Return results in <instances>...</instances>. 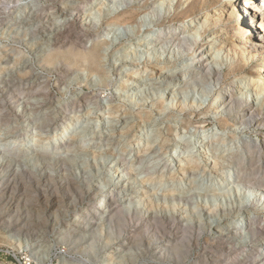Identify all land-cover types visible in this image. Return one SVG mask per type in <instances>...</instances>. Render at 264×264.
Here are the masks:
<instances>
[{
	"label": "bare ground",
	"instance_id": "1",
	"mask_svg": "<svg viewBox=\"0 0 264 264\" xmlns=\"http://www.w3.org/2000/svg\"><path fill=\"white\" fill-rule=\"evenodd\" d=\"M22 1L23 0H21V2ZM46 1L48 2L50 0ZM73 1L76 0H69L68 2H70V4H67V7L62 8L63 6H61L62 9L59 10L58 15L59 20L53 23L51 22L53 25L46 26V29L42 32V36L49 37L51 40V42H49L54 47L55 51L44 55L42 62L40 63H44L46 65L45 69L48 72L55 71L57 74H61L62 76H66L70 72L74 73L77 71L86 72L87 75L98 76L100 78L98 82L84 79L81 75H71L72 78L69 81L64 82V85L66 83L65 94L70 87H79L81 89L85 88L88 91L86 94L83 93L85 96H76L74 98V102L80 103L81 105L83 104V108L89 109L87 104L88 99H94L95 93L98 92V90L105 87L107 88L110 84V79H108L107 75L104 73V68L108 65L104 64V54H102L103 52H100L102 48L108 44L103 41H96L95 39L92 43H90L91 46L89 48H84L83 44L76 45L70 42L65 44V41L68 39V29L74 28L79 35L87 37L88 34H91V26L95 22L93 19L92 21L89 20V22L82 21L80 18V13L82 11H80L77 7H74V3H72ZM84 1H96L93 5L95 9L98 6H101L102 3L104 4V0ZM160 1L162 0H112V2L110 1L111 3L108 8L106 10L105 8L103 9L104 24H119L121 27L128 26L125 27L127 32L124 39L113 48V51L120 53L126 45L132 46L133 48H131L129 53L116 59L119 63L130 64L137 68L140 64L138 61L141 56L139 52L142 51L141 54L146 56L145 58L148 63L152 60L154 61L155 59V62L152 65L163 66V69H159L157 72L159 75L157 82L147 84L150 87L151 85L157 86L156 88H153L155 96L162 97L167 89L171 88L168 90V94L171 91L174 93L181 90V93L179 92V94L182 99H185L187 89L191 84L211 80L212 76L216 78H214L215 81L222 82L224 84L229 75L242 71L246 67L248 62V60H245L246 55H249V60L253 61L257 56H259V54L264 55V22L258 18V23L254 26V20H256V18L251 17L253 14L257 13L259 9L264 11V0L259 2L257 7L258 10L254 9V7L246 5V3L243 2L244 0H232L231 5L230 3L226 4V6L230 5V7L228 8V15L224 16L222 15L225 13H223V0H177L175 6L173 7L174 10H172V12H169L171 10H167L168 12L166 13L168 14H166L164 18H161L162 13L159 8ZM2 2L3 1L0 3ZM236 2L238 3L235 5ZM181 3L182 7L179 8ZM88 9H91V7H88ZM99 11L101 12V10ZM212 13H214V15L221 13V15L211 21L205 19L207 23L208 21L211 23L209 28L211 26H219L218 29L224 33H218L219 35L213 37L212 40L206 41L205 44H207V46L204 49L196 50L199 44H202V37L206 34V29L208 27L201 28L200 31H195V27L189 22L192 21L195 16L203 14L207 18L210 17ZM100 14L102 15V13ZM235 19H238L239 22L234 27V25H232V21ZM166 23H169V25L172 26L176 25L173 30L167 32L168 34L166 33ZM242 23H244L245 26H242ZM143 26L144 28L148 26L146 28V33H148V35L145 41L132 40V37H134L135 34L140 33L139 29ZM192 31L195 33L191 35ZM221 36H224L225 38L222 42H220V40L215 46L218 47L220 45V48L216 50L217 52H214L221 53L225 50L224 54H231V56L233 55V58L235 59V61H233L230 65L229 72L222 75L213 69L214 67L212 68V66L208 64V62L213 59V53L208 56L207 53L202 54L204 51L212 50L210 43H212L216 37ZM163 55H165V59L161 60V56ZM143 56L142 59H145ZM177 64H181L178 71H172L169 72V74H166L171 66L173 67ZM117 68H115V70ZM258 72L260 74L254 75L253 73H250L251 77L256 76L255 82L251 85L254 87L257 83H261L260 87L262 88V92H258L256 96H261L260 94L262 93V99H264V71L259 69ZM29 77L32 78V75ZM57 77L59 76L57 75ZM180 77L183 81L176 85L175 82ZM38 79H42V77L40 76ZM141 83L145 82H140L139 85ZM32 85H34L33 82ZM137 85V81L135 86L132 87L130 85L126 86L123 84L120 91L126 93L131 91L132 94H135ZM162 85L166 86L164 90L160 89V86ZM249 86L250 85H247V87ZM146 87L147 86H145V88ZM255 87L258 88L257 86ZM174 88L176 89L174 90ZM176 95H174V97H176ZM226 95L227 96L225 98L222 97L219 101V105L222 106L223 109H227L225 114L226 116H229V114L234 111V104H237V108H235L237 113L236 115H232L230 120L237 122L236 125H238V129L241 130V133L239 132L240 135H248L251 131H253V134H251L249 138L255 137L256 139H259L260 136L264 135L262 129V126H264V105L255 106L253 105V101H249L247 97L244 100H241L238 98V95L230 93V91H228ZM35 96L33 95V97ZM121 97L122 95L117 96L111 94V97L108 98L107 104L111 105L114 102H118V100L121 101ZM133 100L128 99L127 102L132 103L134 102ZM173 100H175V98ZM35 101V103H29L25 100V102H21L17 105V101L15 102L13 98H6L0 104V115L4 112V110H6V113L14 115L18 120L19 127L26 125L28 120L40 119L41 116L43 119L41 118L42 121L38 123L40 128L43 126H46L45 128L56 126L57 122L55 121V117L51 118V116L47 115L46 112L45 115H42L43 111H45V106L42 105L39 98L35 97ZM120 103L121 102H119V104ZM151 103H149V105ZM91 105L93 106L91 110L102 108L99 106V100L90 102V106ZM158 105L160 104H152V106ZM28 111L33 112V114H31L34 115L33 118H31L30 115V118L28 119L27 116L26 119L25 117L19 118L20 116L25 115ZM52 111H54L53 114L56 113V110L52 107L47 110L49 113ZM115 113H118V110H116ZM90 114L91 112L88 113V116ZM225 114H221V117L218 119V124L223 127L232 124L229 119L227 120L223 117ZM217 115L220 114L217 113ZM8 119H6L4 123L0 122L3 123L0 130L3 129L2 131H6V128L9 125ZM97 123V121H94L92 124L95 125ZM88 124L81 129L80 134H76V126L73 130H70V125L64 124L63 128L61 127L56 135V141H59V145L56 144L54 146L55 149H48L46 147L39 148V145L37 144L39 140H36L33 147L31 145V147H26L25 149H19L18 147L15 148L17 141L20 140L19 138L27 134V128L22 130L20 129L18 132H15L17 130L15 129V133H10L11 135L6 136L5 138L0 137V226L2 227L0 232L3 239H7L9 237L16 239V237H19L21 235V229L19 230L18 227L25 220L20 218L21 215L17 201L19 198L18 196L16 197L18 194L13 197L11 196L12 198H10V200L7 199L4 204L2 203V200L5 197L4 192L6 190V186L10 181L16 183L17 180H21L23 176H27L28 173H31L32 176H44L45 181L48 183L47 192L42 193L40 201L36 206L38 217L48 224V221H50L51 218L56 220L58 217L63 216L68 219L70 215H75L74 220L69 225L64 224V222L63 224H58L57 222L59 221H55L54 225L52 224V228L56 232L55 235L58 237L59 241H70V244L75 246L74 249L76 250L72 251V254L86 255L92 261H95V259L101 255L98 264H124L121 262V259L134 258L137 255L138 264L139 260L146 258L147 255L152 258L153 262H157L158 264H185L186 261L191 258V248H196L198 243L199 235H197V237L195 235L196 238L193 239L191 232L195 228L198 232L201 230L211 231L216 229L212 238L213 243L216 244V248H203L202 254L199 256L196 255L197 261L194 262V264H227L230 261L238 262V264H264V221L259 218L260 216L262 218L264 217V188H258L259 191L257 189V192L252 196H248L251 195V193L248 194L247 191V198L243 197L242 200H237L236 198L235 200L237 201V205L233 207L230 205L232 202L229 201V198L235 193L239 195V191L243 189L240 188L239 185L249 186L250 184L244 180L245 177L243 178L242 173L237 171V169L230 170V168H222V173H219L217 176L215 175L217 180L209 186L204 182L205 180L203 181L199 178L195 179L194 177L191 179L190 184L186 183V181H180L188 180L190 177L189 175H186V173H188L187 170L181 169L182 171H185V173L179 174L176 172L175 174H171V179L174 180V178L177 177V180L179 179V183L171 184V186H174V189L168 190V188L171 187L166 185V181H168L166 178L170 176V171L174 168V165L171 162L173 157L169 155L173 150H175V159H178L179 156H182V154L185 153L192 157L194 153L197 152L193 151V149L191 150L190 148L197 145L195 140H193L192 143L190 141L188 144L177 145V147L170 150L168 156L165 155L164 157L158 156L156 151L154 152L153 148L149 154L137 157L138 165L137 168L135 167V171H137V173H134L133 176H135H132V178H126L130 176V174L123 172V170H121L122 168H118L120 163L126 161V159H122L126 150L121 151V153L117 155L109 153L108 149L110 145L108 142H111L112 139L103 134L99 136V142H93L91 145L87 143L86 147L85 136H81V134L88 131ZM123 125H126V123ZM106 126H108L107 128L109 129V127H115L116 124L113 123L108 125V122H104L102 126L100 125V127H102L101 132L103 128H106ZM117 127H119L120 130L121 125ZM35 128H38V125H36ZM69 131H71V135L74 136L73 139L68 142L67 148L63 149L62 144H64V140L68 137L69 134L67 133H69ZM18 133H20L19 137L16 136ZM4 135H6V133ZM106 138H108L106 143H101ZM151 139V136L146 137V139L141 141V143L145 144V146L150 149L153 146V140L149 142ZM256 142V140L252 141L251 147L248 148L247 151L251 150L253 147H260V151L263 150L264 141H260L258 144ZM178 146L181 148L179 149ZM89 157L95 162V167L99 169L95 175V177H97L95 180L92 178V174L90 176L89 171L86 168H83V165L87 163L85 158ZM95 164L93 163V166L91 165V167H94ZM13 165H15L14 167H16V169L12 167ZM214 166V169H217L216 165ZM162 168L164 169L163 171H165V169L166 171L161 173ZM195 168L200 167L196 166ZM101 170H104V172L100 173ZM129 170L132 171L133 168L130 167ZM56 171H59L58 174L61 173L58 178H61L63 181L71 178L75 184V187L73 186L74 189L80 192L78 201L76 200L78 199V196L76 198H74V196L72 197L75 201L70 203L69 210L71 209V212L68 209L66 212L63 210L64 213L61 212V198L56 195L54 191H51L52 188L49 189V183L52 181L50 180V177H53V174ZM158 177L162 178L161 181L165 182V184L156 186V183H153V181L154 178L156 179ZM104 178L105 180L103 181ZM29 179L30 177L28 180ZM99 181L104 182L102 187H98ZM95 182L97 183L93 186L92 184ZM51 185H53L52 182ZM191 185L199 191L198 194L190 193L189 187ZM196 186L198 187L196 188ZM64 187L66 191V186ZM26 190L27 189L25 188L22 194L25 193L27 195ZM237 195L235 194L234 197ZM100 196L106 199L105 203L99 201ZM219 200H228L230 203L226 201L225 203L227 204L224 205L226 207H218L219 209L216 210V212V203ZM84 201H86L87 208L84 212L82 211L76 215L75 211L78 207L77 204L83 203ZM233 203L236 204L235 202ZM257 206H259V210L256 209ZM248 207L255 208L256 210H252L251 216L248 215L247 220L237 216L242 209L248 211ZM196 208H198L199 212L195 210ZM233 208L237 210V215L233 212ZM131 219L138 222V226L135 224L134 229L130 228L132 230L127 229L128 222ZM97 222L98 224H106L107 232L104 236L102 235V232L99 233L96 230L90 232V229H92L91 227ZM39 223L42 225L41 222ZM80 232L86 233V236L84 234H79ZM45 236V232L41 233L35 242H41V239L45 238ZM12 238L11 240H13ZM103 238L104 240H102ZM89 241L91 243H89ZM87 243L88 246L83 248L82 246ZM128 245L130 247H127ZM48 251L49 250L46 249L47 253ZM225 252L226 255L222 254ZM229 253H233V255L230 256ZM44 259H47V256H45Z\"/></svg>",
	"mask_w": 264,
	"mask_h": 264
},
{
	"label": "rangeland",
	"instance_id": "2",
	"mask_svg": "<svg viewBox=\"0 0 264 264\" xmlns=\"http://www.w3.org/2000/svg\"><path fill=\"white\" fill-rule=\"evenodd\" d=\"M1 1H3L2 2L3 4L0 3L1 6L0 7V104L6 98H13L15 102L17 101L16 102L17 105H19L21 102L22 103L25 102V100L26 102L29 103L30 102L35 103L36 102L35 97H36L39 98L40 102H42V105L45 106L44 109L45 111H43L42 115H45L46 112L47 115L51 116V118L55 117V121L57 122L56 126L53 127L51 126L47 128H45L46 126H43L42 128H40L38 123H40L43 119V117L41 116L40 119L28 120L27 121L28 123L26 125L19 127L18 120L16 119V117L14 115H10L6 113L5 112L6 110H4V112H2L0 115V122L4 123L5 120L9 118L8 119L9 125L6 128V131H2L3 129L0 130L1 138H5L6 136L13 134L15 129H17L15 132H18L20 131V129L22 130L24 128H27L28 130L26 135L19 138L20 140L17 141L18 146L16 145L15 148L18 147L19 149H25L26 147L27 148L31 147V145L33 147L36 143V140H39L37 142L39 148L46 147L48 149L49 148L55 149L54 146L56 144L59 145V141L58 142L56 141L57 140L56 135L58 134L61 127L63 128L64 124L70 125L69 127L70 130H73V128L76 126L77 128L76 134H80L81 129L90 122L87 126V128H89L88 131L81 134V136H85V141H86L85 146L87 147V143L91 145V143L93 144V142L94 143L99 142L98 140L99 136L102 134L111 138L112 139L111 142H108V144L110 145L108 149L109 153L112 154L114 153V155L115 154L117 155L120 154L121 151L126 150V153L123 154V158H122V159H126V161L118 165V168H122L121 170H123V172L130 174V176L126 178H132L133 174L137 173V171H135L138 165L137 157L149 154V152H151L153 148H154V152L156 151L158 156L164 157L165 155L168 156L170 150L173 149L174 147H177V145L188 144L190 143V141L192 143V141L195 140L197 145L192 146L190 148L191 150L193 149V151H197V152L194 153L192 157L187 153H185L182 154V156H179L178 159H175L176 156L175 150H173L169 155L173 157V160H171V162L174 165V168L173 170L170 171V176L166 178V180H168L166 181V185L171 187L168 188V190L174 189V186H171V184L179 183V179L177 180V177H175L174 180L171 179L172 177L171 174L172 173L175 174L176 172L179 174L185 173V171H182L181 169L187 170L188 173H186V175H189L190 177L188 180H180V181H186V183L190 184L191 179L194 177L195 179L199 178L200 180L203 181L205 180L204 182L209 186L213 184L214 181L217 180V177H215V175L217 176L219 175V173H222L223 171L222 168H230V170L237 169V171L242 173L243 178L245 177L244 180L250 184L249 186L239 185L240 188H243L241 189L242 192L239 191L238 193L239 195L235 193L237 195L236 197H234L235 196L234 194L232 195V197L229 198V201L232 203L226 200L233 207L237 205V201L235 200L236 198L237 200L238 199L242 200L243 197L245 198L246 195L250 193L251 195L248 196L254 195L257 192L258 188L259 189L264 188V147L263 150L261 151H260V147L259 148L253 147L251 148V150L247 151V149L251 147L252 141L256 140L257 144L260 143V141H264V135L260 136L259 139L258 138L256 139L255 137L249 138V136L253 134V131H251L250 134L248 135H240L241 130L238 129L239 126L236 125L237 122H233L232 120H230L232 118V115H236L237 113V110L235 109L237 108V104L236 103L234 104L233 107L234 111H232L231 114H229V116L228 115L226 116L225 114L227 109H223V107L219 105L220 104L219 101L222 99V97L225 98L227 96L226 94L228 91H230V93L238 95V98L241 100H244L247 97L249 101H253V105L255 106L264 105V99H262L263 94L261 93L260 94L261 96L258 95L256 96L258 92H262L261 91L262 88L260 87L261 83H257V85H255L258 88H256L255 86L252 87L251 84L255 82L256 76L255 77L250 76V73H253L254 75L260 74L258 72L259 69L264 71V55L259 54V56H257L254 59V61L249 60V55H246L248 57L247 58L245 56V60H248L246 67L242 71L235 72L229 75L228 79L224 84L222 82L215 81L216 78L213 76L211 77V80H206L205 82H198L195 84H191L187 89L185 99H182L181 95L179 94V92L181 93V90H178L174 93H172L171 91L168 94L169 92L168 90H170L171 88L167 89L164 96L162 97L155 96L153 93L154 90L153 88H156L157 86L151 85L150 87L147 84H153L157 82V78L159 77L157 72L159 71V69H163V66L152 65L155 62V59L154 61L151 59L152 60L150 61L151 63L150 62L148 63L147 59L145 58L146 56H143V54H141L142 51L139 52L141 56L138 60L140 64L137 66V68L130 64H126V63L121 64L119 63V61L116 60L118 57L129 53L131 48L133 47L126 45V47H124V49H122L120 53L113 51V48L121 40L124 39V36L127 32L125 27L128 26L121 27L119 24L103 23V18H104L103 9L105 8L106 10L110 5V3L112 2V0H104V4L102 3V5L98 6L96 9L93 6L96 3V1L87 2L84 0H76L73 1L72 3H74V7H77L80 11H82L80 13V18L82 19V21L89 22V20L92 21L93 19L95 21L94 22L95 24L92 22L93 24L91 26V34H88L87 37H84L83 35H79L74 28L68 29V39L65 41V44L68 42L76 45L83 44L84 48H89L91 46L90 43H92L94 39L96 41H100V42L103 41L108 44L107 46L103 47L100 52L101 53L103 52L102 54H104L103 55L104 64L108 65L105 66L104 73L105 75H107L108 79H110L109 80L110 84L108 85L107 88L105 87L103 89L98 90V92L95 93L94 99L92 98L88 99L87 104L89 109H86L83 108V104L81 105L80 103L74 102V98L76 96H85V94L88 91L85 88L81 89L79 87H74V88L70 87L68 88L67 93L65 94L64 92L66 91L65 89L66 83L64 85V82L69 81L72 78V76H80V75L81 77L89 81L98 82L100 78L96 75H87L86 72H82V71L74 72L75 74L70 72L68 75L62 76L61 74H57L55 71L48 72L45 69L46 65L44 63L43 64L40 63L42 62V58L44 55H46L49 52L55 51L54 47L50 43L51 40L49 39V37L42 36V32L46 29V26L53 25L52 24L53 22L59 20L58 19L59 10L64 7H67V4H70V2H68L69 0H50L48 2L46 0H27V1L23 0L24 2L23 1L21 2V0H0V2ZM176 1L177 0L160 1L159 8L162 13L161 18H164L166 14H168L166 12H168L169 10H171L169 12H172V10H174L173 7L175 6ZM260 1L261 0H246V1L244 0L243 2H245L246 5H249L250 7H254V9L258 10L257 7ZM227 3H230L231 5L232 0H228V1L223 0L222 3V5L224 6L223 13L225 12L224 14H222L223 16L228 15L229 13L228 8L230 7V5L226 6ZM237 3L238 2H236L235 5ZM61 6L63 7L61 8ZM88 7H91V9H88ZM180 7H182V3L181 5H179V8ZM99 10H101V12ZM99 12L102 13V15ZM220 15L221 13H219L218 15H214V13H212L210 17L206 18L203 14H201L199 16H195L193 20L189 22L192 23V26L195 27L194 28L195 31H200L201 28L208 27L206 29L207 30L206 34H204L202 37V44H199L196 50L204 49L207 46V44H205L206 41L212 40L213 37L219 35L218 33L220 34L224 33L221 32L220 29H218L219 26L217 27L211 26L209 28V25H211L210 21L216 19ZM251 17L256 18V20H254V26H256L258 23L257 22L258 18H260V20L264 22V11H261V9H259L258 12L253 14ZM205 19L206 20L208 19L210 21H208L207 23ZM235 20L232 21V25H234V27L239 22L238 19ZM243 25L245 26L244 23H242V26ZM165 26L167 27L166 33L170 32L176 27V25L172 26L169 25V23L168 24L166 23ZM147 27L148 26H146L145 28L144 26L140 27L139 29L140 33L135 34V36L138 38H136L133 35L134 37H132V40L145 41L148 35V33H146ZM194 33L195 32L192 31L191 35ZM224 38H225L224 36L216 37L214 41L210 43L212 50L202 52V54L207 53V56L213 53L214 55L213 59L210 60L208 64H210L212 68L214 67L213 69L218 71L221 75L224 73H228L230 65L233 63V61H235L233 55L231 56V54L230 55L228 54L226 55V53L224 54L225 50H223L221 53H216L217 52L216 50L220 48V45L218 47L215 46L219 43L220 40H221L220 42H222ZM142 56L146 60L142 59ZM161 58H162L161 60H164L165 55L161 56ZM180 66L181 64H177L176 66L173 67L171 66L166 72V74L167 73L169 74V72L172 71H178ZM115 68H117L116 69L117 71L115 70ZM112 70H114L116 73ZM161 73H165V72H161ZM31 75L32 78L29 77ZM57 75L59 77H57ZM40 76L42 77V79H38ZM136 81L138 82V85L136 87L135 94H132L131 91H130L131 93L120 91L123 84H125L126 86L130 85L132 87L135 86ZM182 81L183 79H181L180 77L175 83L176 85H178ZM32 82L34 85H32ZM140 82H145V83H141L139 85ZM247 85L250 86L247 87ZM145 86L147 87L145 88ZM165 88H166L165 85L160 86V89L162 90H164ZM175 89L176 88H174V90ZM111 94L117 96L122 95L123 98L121 97V101L118 100V102H114L113 104L109 105L107 104L108 103L107 101L108 98L111 97ZM33 95L36 96L33 97ZM174 95H176V97H174ZM151 96L153 97L155 96V97L153 98ZM173 97L175 98V100H173L174 99ZM128 99L129 100L134 99L133 100L134 102L128 103L127 102ZM94 100H99V106H101L102 108L92 109L93 110L92 111L91 108L93 106L92 105L90 106V102ZM119 102L121 103L119 104ZM149 103L151 104L149 105ZM154 103L160 105L152 106V104ZM50 107L56 110L55 114H53L54 111L50 113L47 112V110ZM116 110H118V113H115ZM89 112H91V114L88 116ZM217 113H219L220 115H217ZM223 113L225 114L223 117L226 118L227 120L229 119L230 123H232L233 125L231 124L226 127H223L218 124V119L221 117V114ZM31 114H33V112L28 111L26 112L25 115H22L19 118L25 117L26 119L27 116L28 119L30 118L29 115L31 116V118H33L34 115ZM94 121H97L98 123L93 125L92 123ZM103 121L108 122V125L114 123L116 124V126L113 128L109 127V129L107 128L108 126H106L107 129L103 128L101 132L102 127H100V125L102 126V124L104 123ZM3 123H0V128L3 126L2 125ZM125 123L126 125H123ZM36 125H38L39 129L35 128ZM120 125L121 128L119 130V127L117 126ZM262 129L264 133V126H262ZM5 133L6 135H4ZM67 134L69 135L64 140L63 142L64 144H62L63 149L67 148L68 142H70L74 136L71 135V131H69V133ZM16 136L19 137L20 133H18V135ZM149 136L152 137V139L149 140V142L153 140L152 141L153 146L150 149L149 147L145 146V144L141 143V141L145 140L146 137ZM34 137L35 138L39 137V138L35 139ZM107 139L108 138H106L101 143H106ZM180 148L181 147H179V149ZM85 161L87 163L83 165V168H86L89 171L90 176L92 174V178H94L95 180L97 178L95 177V175L97 174L99 169L95 167L96 164L94 161H92L90 157L85 158ZM93 163L95 164L94 167L96 169L94 167H91V165L93 166ZM214 165H216L217 169H214L215 168ZM14 166L15 165H13L12 167L16 169V167ZM196 166H199L200 168H195ZM130 167L133 168L132 171L129 170ZM163 170L164 169L162 168L161 173L166 171V169L165 171ZM101 172H104V170H101L100 173ZM58 173L59 171H56L54 172L53 177H50V180H52L51 182L53 185H51L50 182L49 189L52 188L51 191H54V193L61 198V203L63 204V205L61 204L62 207L61 212H63V210L64 212H66L67 209L69 210L70 208V203L75 201L74 198L78 196L77 197L78 199L76 200L77 201L79 200L80 192L74 189L75 184L74 181L71 180V178L66 179V181L65 180L63 181L61 178H58L61 174ZM31 176L32 174L28 173V175L23 176L21 180H17L18 182L16 181L15 183L13 181H10L9 184L6 186V190L4 192L5 197L3 198L2 203L4 204L7 199L10 200V198L18 194L16 195V197L18 196L19 198L17 201L21 215L20 218H23L25 220L18 227L19 230L21 229V235L19 237H16V239L15 238L13 239L12 237L7 238L8 240L3 239V236L0 232V264H98L101 255L97 257L95 261H92L86 255L72 254V251L76 250L74 249L75 246L71 245L70 241L69 242L59 241L58 237H56L55 235L56 232L52 228L55 221H59L57 222L58 224L61 223L63 224L64 222V224L69 225L74 220L75 215H70L68 219L66 217L64 218L63 216L62 217L60 216L61 218L58 217V219L56 220L51 218L50 221H48V224H46L44 220L38 217V214L36 212V206L40 201V197L42 193L47 192L48 183L45 181L44 176L42 177H39L38 175L32 177ZM29 177L31 180L30 179L28 180ZM161 179L162 178L160 177L156 179L154 178L153 183H156V186L165 184V182L161 181ZM104 180L105 178L103 179V181ZM103 181H99L98 187L103 186L104 183ZM96 183L97 182H95L92 185L94 186L96 185ZM64 186H66V191ZM67 186L69 187V189ZM197 187L198 186H196V188ZM25 188L27 189L26 190L27 195L25 193L22 194ZM189 188L191 194L199 193V191L193 188L192 185ZM247 191L248 194H246ZM73 196L74 198H72ZM105 200L106 199L104 197L100 196L99 199L100 202L105 203L106 202ZM219 201H217L216 203L217 206L215 211L219 209L218 207H226L224 206L227 204L225 203L226 201L224 200L223 201L219 200ZM233 202H235L236 204H234ZM77 206H78L77 210L75 211L76 215L81 213L82 211L83 212L85 211V209L87 208L86 201L77 204ZM256 209L259 210L260 209L259 206H257ZM256 209L248 207L247 208L248 211L242 209V211H240L239 213L240 215L239 214L237 215L236 214L237 210L233 208L234 210L233 212L238 217L240 216L242 217V219L247 220L248 215L251 216L252 210H256ZM195 210L198 211V208H196ZM11 214L14 215L13 213ZM259 218H261L262 221H264L263 220L264 217L262 218L260 216ZM39 222H41L42 225ZM135 224H137L138 226L137 221L132 219L129 220L127 229L130 228L134 229ZM91 228L92 229H90V232L96 230L99 233L102 232L103 236L107 232V226L104 223L101 224H98V222L94 223V225ZM1 229L2 227L0 226V231ZM215 230H211V231L201 230L199 231L200 232L199 233L198 230L195 228L191 232V236L193 239H195L197 235H199L198 243L196 248L194 249L193 247L191 248L192 250L191 258L190 260L186 261L185 264H194V262L197 261L196 255L197 256L201 255L203 248L206 247L208 249L209 248L212 249L213 247L216 248V244L213 243L212 240L215 234L214 233ZM44 232L46 233L45 238H43L44 240L41 239L42 240L41 242H35V240H37V237ZM79 234L81 235L84 234L86 236V233L84 232L83 233L80 232ZM11 238L13 240H11ZM102 240H104V238ZM89 243L91 242L89 241ZM86 246H88V243L84 244L82 247L85 248ZM127 247L130 246L128 245ZM46 249L49 250L48 253L46 252ZM222 254L226 255V252ZM229 255L231 256L233 255V253H229ZM45 256H47V259H44ZM150 258L151 257L147 255L146 258L139 260V264H158L157 262H153L152 258L151 259ZM121 262L124 264L125 263L138 264V255L134 258L121 259ZM227 264H238V262L230 261Z\"/></svg>",
	"mask_w": 264,
	"mask_h": 264
}]
</instances>
